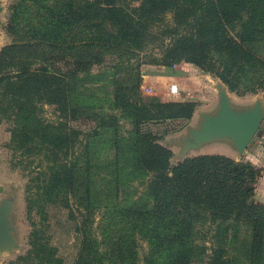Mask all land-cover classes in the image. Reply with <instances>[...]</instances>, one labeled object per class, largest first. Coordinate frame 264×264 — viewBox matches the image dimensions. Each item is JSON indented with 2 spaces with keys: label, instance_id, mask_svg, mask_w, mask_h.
I'll list each match as a JSON object with an SVG mask.
<instances>
[{
  "label": "trees",
  "instance_id": "obj_1",
  "mask_svg": "<svg viewBox=\"0 0 264 264\" xmlns=\"http://www.w3.org/2000/svg\"><path fill=\"white\" fill-rule=\"evenodd\" d=\"M137 2L21 0L12 6L13 25L27 29L30 38L37 41L33 43L37 50L53 47L79 52L74 70L70 64L73 71L67 81L45 65L0 73V113L13 123L5 147L26 157L43 156L47 160L46 172L32 179L37 200L29 201L33 205L62 198L68 191L79 193L81 242L74 264H138L139 238L148 246L143 264H191L205 255L195 244V237L200 233L197 221L207 217L221 223L215 233L222 238L231 235L234 239L237 235V227L223 226L225 222L250 223L252 249L260 250L264 244V206L253 203L252 197L261 168L221 154L193 156L171 166V152L159 142L174 127L165 132L158 126H164L167 119L190 118L194 100L183 96L172 102L154 98L143 101L125 88L115 90L110 107L118 108L133 126L125 135L115 128L114 163L108 165L113 178L108 179L107 188V194L112 192L113 196L104 199L98 191L94 193L90 177L95 167L97 132L83 145L78 181V158L72 152L71 140L75 132L66 120L54 123L39 116L41 108L37 104L45 101L59 100L63 113L72 116L78 105L90 108L89 97L77 95V71L88 68L90 58L103 61L112 51L121 57H137L151 41L156 43L152 49H159L155 53L159 55L154 56L151 50L150 63L196 66L219 78L231 91L264 88V59L254 51L256 44L264 43V0ZM167 14H172L171 20L165 18ZM16 48L11 45L0 51V68L12 60ZM135 76L137 89L139 73ZM135 181H147V202L126 198L125 188ZM95 209L105 211L100 242L90 230ZM30 244L26 255L19 256V264L62 262L57 248L36 228L31 231ZM214 252L218 264L232 263L222 258L224 250Z\"/></svg>",
  "mask_w": 264,
  "mask_h": 264
},
{
  "label": "rangeland",
  "instance_id": "obj_2",
  "mask_svg": "<svg viewBox=\"0 0 264 264\" xmlns=\"http://www.w3.org/2000/svg\"><path fill=\"white\" fill-rule=\"evenodd\" d=\"M21 0H0V51L11 45H17L11 61L7 62L0 73L17 71L24 66L38 67L45 65L52 72L64 76L67 81L71 71L75 69V62L79 60V52H65L60 48H45L37 50L33 43L37 42L30 38L27 29L15 28L11 21L12 6ZM138 3L137 0H130ZM172 14H167V20H171ZM156 43L151 41L150 47L145 52L139 51L137 57L133 55L119 56L116 52L107 53L105 60L96 61L90 58L88 68L77 71L75 82L78 84L77 95H87L92 103L89 108H76L74 116L71 113L64 114L63 105L58 103L40 102L41 116L44 120L57 123L67 121L68 127L75 132L72 138L74 143L73 153L78 158L76 176L79 181V157L84 151L83 145L97 132L95 148V167L91 171L94 193L100 199L111 198L112 192L107 194L109 186L108 179L113 178L109 164L114 163L113 139H115V128L122 135L132 129L133 121L124 116L118 108L110 107V100L115 90L125 88L134 98L148 101L156 99L162 102L177 101L181 97L192 99L195 106L190 118L182 120H166V124L159 125L161 130L174 127L172 131L166 132L159 140L161 144L170 150V164L176 165L185 158L202 154H221L229 156L236 161H249L247 153L255 149L258 142L264 143V119L260 132L241 154H237L231 142L217 139L203 145L199 149L184 150V138L189 134L190 128H197L202 113H212L218 106V84H222L227 91L231 104L236 108L252 106L260 99L264 105V88L256 91L240 92L231 91L229 87L213 74L202 69L181 63L172 67L163 64L150 63L153 57H149L152 50L154 56H158L159 49H152ZM79 51V48L76 49ZM256 56L264 59V43L254 46ZM117 58H126L129 61L117 62ZM70 64L73 70H69ZM139 73V87L135 89L136 73ZM176 86V91H175ZM135 89V90H134ZM81 102H79L80 104ZM72 107V106H69ZM71 112V108H69ZM12 120H8L0 113V200L12 201L11 222L15 227V239L17 246L11 251L0 252V264H19V256H25L31 248V231L36 228L46 238L49 244L57 248V257L62 260L59 264H74L78 257L81 237L79 235V224L81 214L79 211V193L68 191L62 198L54 201H36L33 205L29 198L37 200L35 195L36 183L32 181L38 174L46 172L47 160L43 156L26 157L20 151H13L5 147L9 142ZM112 124V129L110 128ZM157 129V128H156ZM111 141V144L109 145ZM105 142H107L105 144ZM124 163V162H122ZM252 163V162H251ZM148 180V179H147ZM135 181L125 188L126 198L131 201L147 202V181ZM257 185V182H256ZM256 190V187H255ZM128 196V197H127ZM125 199V198H124ZM253 203L264 206V193L259 190L252 197ZM125 202H122V204ZM98 204V203H97ZM112 207V204L109 203ZM96 210V209H95ZM105 211L96 210L91 217L90 230L93 236L100 242L101 219ZM104 220V219H103ZM220 222H213L210 217L202 218L196 223L195 244L200 250H204V256L193 260L191 264H218V258L214 251L224 250L223 257L232 260L231 264H264V244L259 250L252 249L251 224L244 221H227L224 225L237 227V235L233 239L231 235L222 238L215 233ZM202 232L204 234H202ZM139 261L143 264V258L148 251L147 242L138 239ZM215 261V262H214Z\"/></svg>",
  "mask_w": 264,
  "mask_h": 264
},
{
  "label": "water",
  "instance_id": "obj_3",
  "mask_svg": "<svg viewBox=\"0 0 264 264\" xmlns=\"http://www.w3.org/2000/svg\"><path fill=\"white\" fill-rule=\"evenodd\" d=\"M218 106L212 113H202L197 128H190L184 138V150L199 149L217 139L231 142L241 155L260 132L264 119V105L258 99L252 106L236 108L222 84H218ZM1 196V195H0ZM12 201L0 200V252L17 246L15 227L11 222Z\"/></svg>",
  "mask_w": 264,
  "mask_h": 264
},
{
  "label": "crops",
  "instance_id": "obj_4",
  "mask_svg": "<svg viewBox=\"0 0 264 264\" xmlns=\"http://www.w3.org/2000/svg\"><path fill=\"white\" fill-rule=\"evenodd\" d=\"M246 157L254 165L261 168V176L257 180L255 193H257L259 190L261 193H264V143L258 142L257 147L247 153Z\"/></svg>",
  "mask_w": 264,
  "mask_h": 264
},
{
  "label": "built area",
  "instance_id": "obj_5",
  "mask_svg": "<svg viewBox=\"0 0 264 264\" xmlns=\"http://www.w3.org/2000/svg\"><path fill=\"white\" fill-rule=\"evenodd\" d=\"M175 91H176V88H175Z\"/></svg>",
  "mask_w": 264,
  "mask_h": 264
}]
</instances>
